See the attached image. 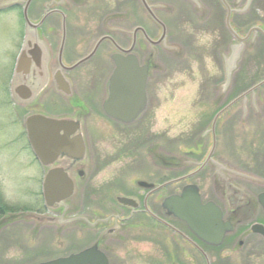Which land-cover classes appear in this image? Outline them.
Returning a JSON list of instances; mask_svg holds the SVG:
<instances>
[{"label":"flooded vegetation","instance_id":"1","mask_svg":"<svg viewBox=\"0 0 264 264\" xmlns=\"http://www.w3.org/2000/svg\"><path fill=\"white\" fill-rule=\"evenodd\" d=\"M137 1L139 7L136 10L129 9L125 14L127 30L119 28V10L117 7L113 10L110 30L114 33L102 36L110 37V40L102 43H107L113 50L109 56L97 57L98 48L87 60L84 58L88 54L68 60L65 56L69 28L66 21L69 20L71 5L67 0H47L43 3L41 17L35 22L38 23L48 15L59 20V34H55L59 39L57 45L43 40L45 34L49 37L54 33V27L44 30L46 20L38 29V36L47 47L48 81L43 89L44 93L56 95L69 104L75 101L82 86L93 92L102 90L105 93L103 101L98 96L96 102L98 93L95 98L91 96L87 100L91 103L90 107H99L107 121L117 125L145 124L149 112L148 91L152 76L161 74L155 67L157 62L151 59H219L218 62H213L212 69L215 70L207 78V86L201 89L207 94L205 102L197 101L190 112L178 111L180 128L173 139L175 150L168 153L161 147L158 153L159 180H139L134 183L138 192L124 196L136 204L134 210L121 207L117 199H113L116 210L94 222L92 231H98L100 237L93 245L105 255L110 264L109 254L103 245L110 241H121L123 237L119 236L129 229L143 230L146 226L144 224L136 223L131 226L133 228L127 225L135 218L143 217L165 233H170L180 243L179 249H188L197 258H201L204 264L206 259L212 264L213 256L232 250H243L246 255H253L252 249L248 248L250 242L264 244V237L250 230L252 225L264 228V72L258 69L252 85L245 87L243 80L238 78L241 61L236 63L237 70L231 80L227 81L226 71L230 59H245L253 53L259 54L256 59H264V0H164L169 1V4L163 3L165 7L145 0L148 9L141 0ZM86 2H83L84 5ZM175 5L183 12L175 10ZM11 9H20L22 18L20 3L11 5L8 9H0V14ZM165 17L182 19L172 29L166 24ZM122 41L126 42L127 47L120 43ZM115 46L129 53H118ZM152 50H155V55L151 53ZM189 51L192 55L188 54ZM114 54H118L120 59H135L138 67L146 68L147 71L146 106L129 125L112 120L103 112V105L108 98L109 79L116 69L111 58ZM92 59L103 61L90 69L76 72ZM83 60L85 61L82 62ZM106 62L109 63L108 66ZM109 67V75L103 76L107 74ZM216 74L219 77H215ZM79 82L81 87L77 84ZM66 92L70 95L67 96ZM77 103L74 102L78 108L73 116L79 115L80 128L84 131L85 119L90 113L77 111L85 106ZM89 108L86 110H90ZM188 116L191 117L190 120L187 119ZM81 133L86 137L85 131ZM165 136L161 139L166 140ZM86 156L85 166L81 164L84 171L89 165L87 145ZM67 169L71 178H75L77 186L78 181L84 179L83 171L79 176L80 170L76 165ZM140 182L151 185L152 189L141 188L138 185ZM190 191H195L202 206L210 204L219 210L220 221L216 229L217 233L223 234L218 245L214 244L216 239L208 237L204 240L190 231L184 222L168 215L165 207L168 198L180 197L184 192ZM226 225L232 228L231 232H223ZM179 264H182L181 260Z\"/></svg>","mask_w":264,"mask_h":264},{"label":"rangeland","instance_id":"2","mask_svg":"<svg viewBox=\"0 0 264 264\" xmlns=\"http://www.w3.org/2000/svg\"><path fill=\"white\" fill-rule=\"evenodd\" d=\"M46 1L31 2L28 8L31 22L35 23L41 17L43 3ZM86 1L87 4L84 5L85 0H67L71 5L69 20L66 21L69 28L65 56L68 60L84 57L100 37L114 33L110 28L114 17L112 13L116 7L119 10L118 26L125 30L128 24L125 14L129 9L136 10L139 7L137 0ZM154 2L162 7L166 6L163 3L169 4V1L164 0H151L150 3ZM174 7L183 12L178 5ZM52 16H47L44 30L54 27V33L49 37L45 34L43 40L57 45L59 39L55 34H59V20ZM180 19L182 18L173 20L165 17V22L169 28L175 29ZM25 34L20 9L0 14V264H38L93 246L100 234L91 229L94 228L96 219L105 218L112 210H116L113 199L138 192L134 183L139 180H159L158 153L161 147L168 153L175 150L173 139L180 128L178 111L190 112L197 101L205 102L207 94L201 89L207 86L206 80L212 70H215L212 69L213 62L219 61L151 59L157 62L154 64L161 74L152 76L148 91L149 112L142 125L122 126L107 121L99 107H90L91 103L87 100L91 96L95 98L98 93L96 102L98 96L103 101L105 93L102 90L93 92L82 86L75 101L85 105L84 108L79 106L81 110L77 111L90 113L85 119L84 127L89 165L84 179L78 181L75 201L57 210H48L44 207L41 193L45 172L31 153L23 119L32 111L52 117L73 118L78 107H75V101L65 103L49 92L42 95L37 104L34 102L31 108H19L12 101L9 93L12 71ZM120 43L127 47L126 42ZM154 51H151L153 55ZM112 53L111 47L104 43L96 56H109ZM188 54L192 55L191 51ZM254 54L237 60L241 61L238 78L243 80L245 87L252 85L258 69L264 72V59H256L259 54ZM102 61L103 59H92L76 72L90 69ZM108 65L106 62V66ZM110 68L103 76L109 75ZM236 70L237 64L229 76L230 80ZM216 76L219 77L218 74ZM77 84L81 87V82ZM187 119L190 120L191 117L188 116ZM163 135H166V140L161 139ZM41 217L53 222L43 224L37 220ZM136 223L146 226L143 230H127L119 236L123 237V241H110L103 245L109 254L110 264H179L180 260L182 264L195 261V264H204L201 258H197L188 249H179L180 243L170 233H165L145 218L137 217L127 225L133 228L131 226ZM248 248L252 249L253 255H246L243 250H232L213 256L212 264H264V244L251 241Z\"/></svg>","mask_w":264,"mask_h":264},{"label":"water","instance_id":"3","mask_svg":"<svg viewBox=\"0 0 264 264\" xmlns=\"http://www.w3.org/2000/svg\"><path fill=\"white\" fill-rule=\"evenodd\" d=\"M23 2L24 0H3L0 2V8ZM30 2L31 0L24 2L23 19L26 34L15 63L10 87L12 100L19 106L33 105L48 81L47 49L37 35V30L46 17H43L39 23L32 24L27 17ZM141 2L148 9L145 0ZM105 40H110V38L99 39L86 60L93 56L98 46ZM116 49L122 53H129L118 47ZM112 60L116 69L109 82L108 101L104 104L103 110L108 117L124 124H130L146 105L147 71L146 68H139L135 59H120V56L116 54L112 56ZM236 60L231 59V68L227 69V74L233 69ZM65 94L67 95V92ZM23 126L36 160L47 169L42 182V198L45 208L57 210L67 206L65 203L74 200L76 196L74 182L67 168L76 165L78 170H81V164H85V146L79 118L76 117L75 120L56 119L40 114H30L23 119ZM59 163L63 165L59 166ZM81 175L82 172L79 173V176ZM138 185L145 189H152V186L146 183L140 182ZM117 202L124 207H136L131 199L119 197ZM165 207L168 209V215L184 222L200 238L206 240L209 237L216 239L215 245L220 243L223 233L220 235L216 229L220 221V212L210 204L202 206L195 191L184 192L180 197L169 198ZM37 220L43 224L53 222L43 217ZM231 231L232 228L226 225L223 232ZM251 231L264 237V228L261 226L253 225ZM40 264H108V262L96 247H92L75 255ZM207 264H209L208 261Z\"/></svg>","mask_w":264,"mask_h":264}]
</instances>
